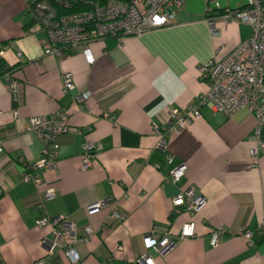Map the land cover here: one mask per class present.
Here are the masks:
<instances>
[{
  "label": "crops",
  "instance_id": "crops-1",
  "mask_svg": "<svg viewBox=\"0 0 264 264\" xmlns=\"http://www.w3.org/2000/svg\"><path fill=\"white\" fill-rule=\"evenodd\" d=\"M217 1L221 8L246 3ZM219 13L212 2L183 0L168 25L141 37L91 41L93 62L88 63L80 47L60 56L43 54L44 35L34 30L24 0H0V56L12 67L8 77L20 85L16 99L6 73L0 75V264H33L41 258L43 264H72L64 239L52 254L42 244L51 237L50 227L36 222L45 187L55 191L43 200L46 214L74 221L78 235L85 226L92 229L87 241L70 244L79 256L75 264H136L149 233L175 239L168 252L154 255L153 264H264V148L255 158L249 155L258 139L264 142V125L257 134L256 118L246 108L225 116L202 106L199 118L168 135L171 164L157 148L152 128L168 109L185 108L207 91L199 76L202 63L222 59L249 35L246 24L225 22ZM63 72L72 74L71 91L62 90ZM84 90L90 97L80 108L72 94ZM62 108L71 129L56 137L55 170H37L46 183L39 190L21 179L26 164L38 161L43 150L40 139L26 130V119ZM105 112L116 116V125ZM88 141L100 150L83 170L82 146ZM181 163L186 166L181 180H165L164 174ZM188 187L203 196V205L193 213H173L172 197ZM106 197L117 201L122 220L109 219L106 208L85 209ZM188 221L194 222L195 235L180 238ZM217 227L223 233L212 246ZM242 229L250 231L252 243Z\"/></svg>",
  "mask_w": 264,
  "mask_h": 264
},
{
  "label": "built area",
  "instance_id": "built-area-1",
  "mask_svg": "<svg viewBox=\"0 0 264 264\" xmlns=\"http://www.w3.org/2000/svg\"><path fill=\"white\" fill-rule=\"evenodd\" d=\"M31 14L34 30L44 35L41 41L43 54L60 56L74 52L81 48L88 63L93 62L89 43L107 37L123 38L126 36L141 37L145 32L163 27L173 22L177 10L183 0H24ZM212 2L214 9L220 10L219 17L225 22L237 21L249 28V35L236 45L220 60L209 59L199 67V76L206 82L207 91L200 94L197 101L182 109H168L165 118L154 123L152 128L157 136V148L165 152V161L171 164L173 157L168 152L167 137L170 133L184 128L191 120L200 117V107L206 106L213 113L231 116L237 109L246 108L251 111L257 122L256 133L264 125V0H246L243 6L235 8H221L217 0ZM207 12L212 9L208 7ZM208 22L213 26V17ZM7 85L10 91L19 99L20 85L8 77ZM61 87L64 92L74 89L73 77L70 72L61 74ZM90 97L88 90L75 91L72 100L80 107L86 108ZM17 118V111L11 112ZM112 125L117 124L114 114L103 113ZM66 109H59L51 115H31L26 119V130L33 132L43 144L42 157L35 162L26 164V171L22 173L24 182H32L37 189L45 187V182L37 173L41 170H55L58 143L57 135L70 130ZM90 129V128H89ZM257 145L249 149V155L257 156L258 150L264 148V142L258 139ZM82 160L80 169L91 167L100 145L85 142L82 146ZM158 166V165H157ZM184 163L170 168L164 179L171 183H178L185 174ZM55 196L52 187H45L37 204L40 215L36 222L39 226H49L51 237L42 240L48 254H52L65 240L64 254L72 264L79 261V256L70 245L77 240L87 241L92 229L85 226L81 235L77 234L74 221L62 215H48L44 211L43 200ZM173 213L198 211L204 203V198L193 187L177 192L171 199ZM106 208L108 218L122 220L117 201L113 197H106L85 206L87 211ZM194 222H185L180 229L179 237L186 238L195 235ZM222 227L211 232L210 244L216 246L220 242ZM241 233L249 243H252L250 231L242 229ZM175 243V239L167 235L160 237L152 233L144 237L145 251L138 255L136 264H153L154 255H164ZM152 251V252H150ZM41 258L33 264H43Z\"/></svg>",
  "mask_w": 264,
  "mask_h": 264
},
{
  "label": "trees",
  "instance_id": "trees-1",
  "mask_svg": "<svg viewBox=\"0 0 264 264\" xmlns=\"http://www.w3.org/2000/svg\"><path fill=\"white\" fill-rule=\"evenodd\" d=\"M12 69L11 66H8L4 59L0 56V75L9 72Z\"/></svg>",
  "mask_w": 264,
  "mask_h": 264
}]
</instances>
